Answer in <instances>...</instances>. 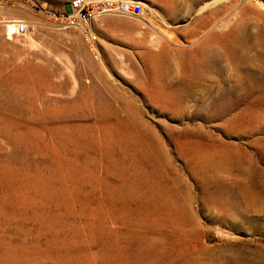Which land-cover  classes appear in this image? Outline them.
<instances>
[{
	"label": "rangeland",
	"instance_id": "obj_1",
	"mask_svg": "<svg viewBox=\"0 0 264 264\" xmlns=\"http://www.w3.org/2000/svg\"><path fill=\"white\" fill-rule=\"evenodd\" d=\"M69 1L0 0V264H264V0Z\"/></svg>",
	"mask_w": 264,
	"mask_h": 264
},
{
	"label": "built area",
	"instance_id": "obj_2",
	"mask_svg": "<svg viewBox=\"0 0 264 264\" xmlns=\"http://www.w3.org/2000/svg\"><path fill=\"white\" fill-rule=\"evenodd\" d=\"M144 14L142 4L127 0H70L67 12L54 15L51 22L53 28L58 31L71 29L84 31L90 51L97 58V37L93 32V26L98 19L108 15L142 18ZM15 24L13 33L7 35L10 40L25 37L34 30L26 23Z\"/></svg>",
	"mask_w": 264,
	"mask_h": 264
},
{
	"label": "bare ground",
	"instance_id": "obj_3",
	"mask_svg": "<svg viewBox=\"0 0 264 264\" xmlns=\"http://www.w3.org/2000/svg\"><path fill=\"white\" fill-rule=\"evenodd\" d=\"M221 1H225V0H216L215 2H214V5H216V4H218L219 2H221ZM249 3V2H248ZM251 3V2H250ZM253 5V4H252ZM256 5V4H255ZM246 6V5H245ZM248 6H249V4H248ZM247 7V6H246ZM247 8H249V7H247ZM245 9V8H244ZM250 10V9H249ZM219 11H221V10H219ZM222 12V11H221ZM251 12V11H250ZM243 12H241L240 14H242ZM235 17V16H234ZM15 23H25V22H21V21H19V20H13V21H9V22H6V27H7V35H11L12 33H13V31H14V29H15ZM227 23V22H226ZM229 23V22H228ZM26 24H29V25H31V26H33V27H36V26H34L33 24H30V23H26ZM229 25V24H228ZM220 27V26H219ZM225 27V26H224ZM35 29V28H34ZM223 29V28H222ZM226 30H228V28L226 29ZM234 32V31H233ZM228 33V32H227ZM236 33H237V31H236ZM228 34H230V36L232 35H234L235 36V34H232V32L230 31ZM27 36V35H26ZM223 36V35H222ZM234 38V40H233V42H237L238 43V41L240 40V38H235V37H233ZM159 43H161V40H159V39H155V38H152V40L150 41V44H151V46H155V45H157V44H159ZM99 54V52L97 53V55ZM230 55V54H229ZM238 58V63L240 62H242V60H241V57H240V55H239V57H237ZM243 64V63H242ZM193 72H195L194 73V78L198 81V82H200L202 85H200L199 83H196L190 90H186V94H188L185 98H188V96H189V98H192V97H194L195 95L199 98V99H204V98H207V93H210L212 90H214V87L213 88H211V87H209V89H206L205 90V88L207 87L208 88V85L206 84V83H202L203 82V80H204V78H203V71H196V70H194ZM188 77L190 78V79H193L192 77H191V73H189L188 74ZM197 88L199 89V90H197ZM201 91V92H200ZM203 91H205L204 93H203ZM210 91V92H209ZM197 93H199L200 95H198ZM204 95H203V94ZM176 98V97H175ZM195 99V98H194ZM193 99V100H194Z\"/></svg>",
	"mask_w": 264,
	"mask_h": 264
}]
</instances>
